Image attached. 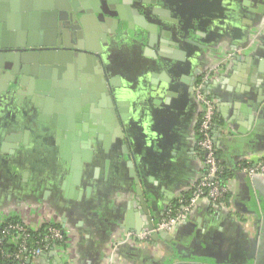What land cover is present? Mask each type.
Segmentation results:
<instances>
[{"label":"crops","instance_id":"crops-1","mask_svg":"<svg viewBox=\"0 0 264 264\" xmlns=\"http://www.w3.org/2000/svg\"><path fill=\"white\" fill-rule=\"evenodd\" d=\"M135 1L137 15L127 0H100L114 9L110 18L88 1L79 10L96 14L106 35L81 79L72 67L53 80L54 65L34 62L27 68L35 76L10 82L0 67V221L63 230V248L33 264H264V173L248 172L264 163V0ZM21 5L0 1V56L26 42L32 21ZM69 23L83 45L85 28ZM93 24L86 20L88 32ZM39 30L53 40V29ZM201 81L216 102L212 138L226 206L204 198L187 222L156 236L166 211L206 171L202 106L192 92ZM83 116L84 133L66 138L65 122ZM146 229L145 243L137 236Z\"/></svg>","mask_w":264,"mask_h":264},{"label":"built area","instance_id":"built-area-1","mask_svg":"<svg viewBox=\"0 0 264 264\" xmlns=\"http://www.w3.org/2000/svg\"><path fill=\"white\" fill-rule=\"evenodd\" d=\"M217 69L213 67L211 71ZM203 81L193 87V95L202 106L201 119L197 130L198 147L204 154L205 174L190 195L181 196L158 222L156 230L170 232L175 226L188 221L192 211L202 199L210 200L216 206H226L228 188L219 175L223 173V166L218 158L217 149L212 138V130L216 121L217 109L214 99L205 91ZM251 176L258 172L264 173V163H256L248 168ZM44 228L45 234L41 246L29 248L32 234ZM34 229L23 221L4 219L0 221V254L9 260V264H27L41 260L43 255L59 252L63 248L65 236L63 230L52 222H45L42 227ZM134 234H129L132 239ZM139 241L149 242L152 232L144 230L138 236ZM9 239L15 245L16 251L7 253L2 248V241ZM25 254V257H22Z\"/></svg>","mask_w":264,"mask_h":264},{"label":"water","instance_id":"water-1","mask_svg":"<svg viewBox=\"0 0 264 264\" xmlns=\"http://www.w3.org/2000/svg\"><path fill=\"white\" fill-rule=\"evenodd\" d=\"M1 1V0H0ZM33 0H22V5H21V10L22 12L24 11L25 15L24 18L29 19L31 18L32 25L28 30L23 31L24 37H27L26 42H24L23 45H12L10 46V49H26L27 47L33 48L31 52H25L23 54L17 53V54H3L0 56V58H7L9 62L7 63V66L5 64H0V67L2 69L5 68V70L9 71V75L14 76V78L18 75L21 74L23 76L27 75H34V72L30 70V67L27 68L29 65L33 63L35 67V63L37 64L38 62H42L43 64H50L54 65L57 67L65 66L64 69L61 68L62 71H65L66 73H70L72 69V62L73 58L78 56L79 54H74L72 52H48V53H43L40 52L39 50L36 51V47L40 46H51L54 45V43H48L45 37L44 32H40L39 29L40 27L43 29L45 26H47V29H55L57 27V20L60 19L62 20L63 17L65 18H71V23L76 24L80 28H85L86 34H87V42H84L83 45L80 46L81 50H85L88 53H93V54H101L102 48L100 46V43L98 41L99 35L96 32L102 31V27L100 26V23L98 22L99 18H97L96 14H92L91 16H82L78 17L79 10L81 9V6L79 5L78 0H71V4L68 2V0H46L48 1L47 5H44V0H36L35 4L32 5ZM56 1L57 3H54ZM83 3L82 9H88L87 6V1L90 2L92 5H100V0H96L95 3L93 0H81ZM111 1V0H110ZM64 2V4H62ZM89 4V3H88ZM12 5L13 8H18V0H12ZM95 9V8H94ZM80 10V12H81ZM27 11L31 12L29 16H27ZM52 11V12H49ZM72 11V13L70 12ZM96 12L99 14L101 13L102 16L104 17V12H100L99 10H96ZM133 13L134 15H137L138 12L136 10H133L129 12V15ZM123 14V13H122ZM107 15V14H106ZM110 15V14H108ZM38 19L41 20V26L40 23H38ZM86 20H92L94 27L97 29L96 32H88L86 28ZM114 26H116L117 21L114 20ZM40 26V27H39ZM115 28V27H114ZM56 30V29H55ZM37 33L42 37L43 42H36L35 36ZM54 33V32H53ZM103 41H106V35L103 34ZM41 57V58H40ZM80 69L84 70V65L88 63V61H96L95 57L89 55V54H81L80 56ZM34 58V60H32ZM14 62L17 63L16 65L17 68L14 66ZM35 62V63H34ZM41 63V64H42ZM36 68V67H35ZM45 69V68H42ZM35 76V75H34ZM13 78V79H14ZM24 79V78H23ZM25 80H22V83H24ZM193 92V90H192ZM55 126V125H53ZM150 230H154V225L151 224L149 226ZM161 236H166L167 232L164 231H157L156 236L160 235ZM47 255H43V258H46ZM57 263L60 264L61 260L60 258H57Z\"/></svg>","mask_w":264,"mask_h":264},{"label":"flooded vegetation","instance_id":"flooded-vegetation-1","mask_svg":"<svg viewBox=\"0 0 264 264\" xmlns=\"http://www.w3.org/2000/svg\"><path fill=\"white\" fill-rule=\"evenodd\" d=\"M105 1V0H104ZM112 1V0H111ZM110 0H106V2H108L109 3V5L111 6V5H117L115 2H111ZM115 1V0H114ZM70 2V1H69ZM93 2L95 3V0H93ZM90 3V2H89ZM127 3L128 4H126V6H128L129 8H130V10H137L139 7H138V5L139 4H137V2L135 1V0H127ZM70 4H71V2H70ZM104 6H107V7H103L102 5H100V6H97V9L98 10H100V12H104L103 14H104V16L105 17H108L109 16V18H110V15H112V13H113V11H114V9H112L111 7L109 8V6L108 5H106L105 3H104ZM81 8H82V6H81ZM107 14V15H106ZM108 14H110V15H108ZM69 18H65V17H63V19L62 20H60V19H58L57 20V27L55 28V29H51L52 30V39L53 40H48V42H51V43H54V45H51V46H38V47H36V51H40V52H44V51H46V52H72V53H74V54H79L78 56H76V57H74L73 58V62H72V67H73V72H74V74H75V77H76V79L78 78V77H80V79H81V77L84 75L83 73H84V70H81L80 69V62H79V60H80V55L81 54H84V53H86V54H89V55H93V53H88V52H86L85 50H81V48H80V45H79V42H80V40H81V38H80V35H79V33L74 29V28H72V26H69L68 24H70L69 22H71V20L69 19V21H67ZM113 23V22H112ZM76 25V24H75ZM112 25H114V23L112 24ZM112 25H111V28L113 29V27H112ZM101 27H102V25H100ZM71 28V29H70ZM40 31V30H39ZM41 32V31H40ZM98 35H99V37H98V41H103V34H104V30H103V28H102V31H100V32H96ZM34 39H36V42H43L42 41V37L39 35L38 37H36V38H34ZM84 42H87V34H85V38H84ZM32 49L33 48H29V47H27L26 49H9V48H7V49H3V51H4V53H6V54H8V53H12V54H17V53H20V54H23V53H25L24 51H26V52H31L32 51ZM66 66V65H65ZM65 66L63 65V66H61V67H57V66H54V68H53V75H57V74H59V76H57V78L55 79L54 78V76L52 77L53 78V80H61L62 78H63V73H64V71H62L61 70V68L62 69H64L65 68ZM58 71V72H56V71ZM19 75V74H18ZM17 75V76H18ZM16 76V77H17ZM8 78V80H10L11 79V81L10 82H15V79H16V77L14 78V76H13V78L14 79H12V75H10V76H7ZM80 81H79V79H78V83H79ZM79 91V90H78ZM48 91H46V93H47ZM49 92H53L52 90L50 91L49 90ZM57 92L58 91H54L53 92V99L55 100V102L56 101H60V102H62L63 100H59V97H61L62 99H64V94H62V95H59V94H57ZM55 94V95H54ZM80 95V94H79ZM50 96V97H51ZM59 96V97H58ZM47 97H48V94H47ZM47 97H45V99L47 98ZM41 99V98H40ZM39 99V100H40ZM40 114H42V116L43 115H45V116H47V117H49L50 118V121H52V122H50V123H53V120H55V119H53V116L50 114V115H47V113L45 114L44 112H39ZM59 115V114H58ZM22 122H27L28 120H27V118H28V116H26L25 115V113L23 114L22 113ZM33 117V115H31V118ZM93 117H95V115H94V113H92L91 115H90V119H93ZM52 119V120H51ZM74 125L73 126H71L70 125V122H65L66 124L64 125V127H62L63 128V130L65 131V136H66V138H72V136L74 135V134H76V133H80V132H83V128H78V125H80V124H84V122H85V118H84V116L80 119V118H77V119H75L74 118ZM89 122H93L92 120H90ZM16 123V122H15ZM18 123V122H17ZM13 124H14V122H13ZM57 124H60L58 121H57ZM94 124V123H93ZM92 127V126H91ZM90 127V128H91ZM90 128H89V131H90ZM93 129H95V127H92ZM81 130V131H80ZM84 133V132H83ZM89 134V133H88ZM63 136V135H62Z\"/></svg>","mask_w":264,"mask_h":264},{"label":"trees","instance_id":"trees-1","mask_svg":"<svg viewBox=\"0 0 264 264\" xmlns=\"http://www.w3.org/2000/svg\"><path fill=\"white\" fill-rule=\"evenodd\" d=\"M225 176H226V173L224 174V170H223V173L219 175V178L223 179V181H224ZM12 220H16V219H12ZM17 221H20V220H17ZM44 234H45L44 228L40 229L38 232L33 233L31 240L29 241V248L35 249V248H38L39 246H41L42 241L44 239ZM150 241H151V239H150ZM2 248L7 253H13L17 250L15 245L11 244L9 239H4L2 241ZM22 257L24 258L25 254H22ZM35 261H38V259ZM9 263H10L9 260L0 254V264H9ZM27 264H33V262H28Z\"/></svg>","mask_w":264,"mask_h":264},{"label":"rangeland","instance_id":"rangeland-1","mask_svg":"<svg viewBox=\"0 0 264 264\" xmlns=\"http://www.w3.org/2000/svg\"><path fill=\"white\" fill-rule=\"evenodd\" d=\"M42 221V220H41Z\"/></svg>","mask_w":264,"mask_h":264}]
</instances>
